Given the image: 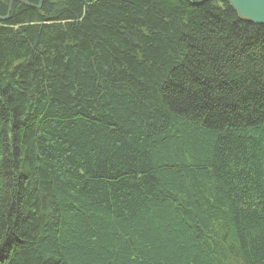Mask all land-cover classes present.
Listing matches in <instances>:
<instances>
[{
	"label": "trees",
	"instance_id": "obj_1",
	"mask_svg": "<svg viewBox=\"0 0 264 264\" xmlns=\"http://www.w3.org/2000/svg\"><path fill=\"white\" fill-rule=\"evenodd\" d=\"M26 2L0 0V264H264V25Z\"/></svg>",
	"mask_w": 264,
	"mask_h": 264
},
{
	"label": "water",
	"instance_id": "obj_2",
	"mask_svg": "<svg viewBox=\"0 0 264 264\" xmlns=\"http://www.w3.org/2000/svg\"><path fill=\"white\" fill-rule=\"evenodd\" d=\"M236 11L239 18L250 22L264 24V11L261 4L264 0H226ZM37 7V6H36Z\"/></svg>",
	"mask_w": 264,
	"mask_h": 264
},
{
	"label": "rangeland",
	"instance_id": "obj_3",
	"mask_svg": "<svg viewBox=\"0 0 264 264\" xmlns=\"http://www.w3.org/2000/svg\"><path fill=\"white\" fill-rule=\"evenodd\" d=\"M18 2H20V3H22V4H24V3H27L26 2V0H17ZM11 3H12V1L10 2V4H9V9L8 10H10V7H12L11 6ZM227 4H228V2H226ZM28 6H30V7H34V5H32V4H28ZM40 7V5H38L37 7H35V8H39ZM217 225V224H216ZM216 225H214L215 227H212V232H213V230L217 227L218 228V225L216 226ZM215 232V231H214ZM220 233V232H219ZM212 251H213V249L211 250V253H212ZM216 256V255H215Z\"/></svg>",
	"mask_w": 264,
	"mask_h": 264
},
{
	"label": "bare ground",
	"instance_id": "obj_4",
	"mask_svg": "<svg viewBox=\"0 0 264 264\" xmlns=\"http://www.w3.org/2000/svg\"><path fill=\"white\" fill-rule=\"evenodd\" d=\"M226 1V0H225ZM227 2V1H226ZM26 5H28V3H25ZM262 6V10L264 11V5L261 4ZM238 15V14H237ZM7 19V16L3 17V18H0V20H6ZM255 24H260V23H255ZM261 25H264V24H261ZM32 62V57H30V62L29 64Z\"/></svg>",
	"mask_w": 264,
	"mask_h": 264
}]
</instances>
